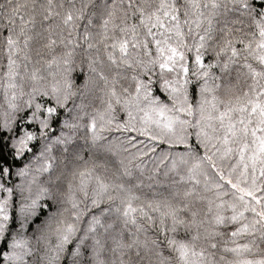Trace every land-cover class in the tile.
<instances>
[{
	"label": "snow or ice",
	"instance_id": "1",
	"mask_svg": "<svg viewBox=\"0 0 264 264\" xmlns=\"http://www.w3.org/2000/svg\"><path fill=\"white\" fill-rule=\"evenodd\" d=\"M0 264H264V0H0Z\"/></svg>",
	"mask_w": 264,
	"mask_h": 264
}]
</instances>
